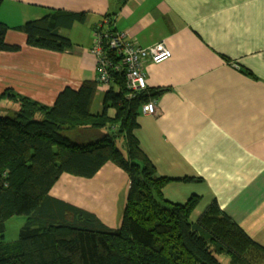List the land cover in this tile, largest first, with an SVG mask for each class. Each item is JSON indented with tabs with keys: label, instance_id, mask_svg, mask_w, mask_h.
<instances>
[{
	"label": "crops",
	"instance_id": "obj_1",
	"mask_svg": "<svg viewBox=\"0 0 264 264\" xmlns=\"http://www.w3.org/2000/svg\"><path fill=\"white\" fill-rule=\"evenodd\" d=\"M50 9L87 13L85 23L62 30L72 50L29 46L14 28ZM106 14L136 45L163 42L172 52L145 66L148 87L161 93L157 112L139 118L140 142L160 174L200 175L203 182H172L165 194L176 201L202 194L207 203L215 197L264 245V0H0V20L10 27L5 40L20 46L0 52V94L11 89L53 105L65 87L95 80L92 31ZM105 90L100 85L95 111ZM125 177L107 163L92 178L63 174L51 194L117 227L125 205L113 206L111 197L129 184Z\"/></svg>",
	"mask_w": 264,
	"mask_h": 264
},
{
	"label": "trees",
	"instance_id": "obj_2",
	"mask_svg": "<svg viewBox=\"0 0 264 264\" xmlns=\"http://www.w3.org/2000/svg\"><path fill=\"white\" fill-rule=\"evenodd\" d=\"M86 18V12L50 9L14 28L27 35L29 46L66 52L75 43L62 30ZM106 19L105 29L114 31L111 14H106L93 35ZM9 29L0 20V52L20 49L6 42ZM111 55L120 60L115 52ZM100 85L97 72L95 80L78 89L65 87L53 105L11 89L0 94V103L18 105L14 116L0 113V264H264V245L215 197L203 209L202 194L186 201L165 194L169 183L203 179L160 174L141 145L143 105L157 102L160 90L147 86L133 92L124 72L113 70L101 111H95ZM107 163L129 178L119 227L51 194L63 174L92 178ZM14 215H24L25 223L19 238L6 242V221Z\"/></svg>",
	"mask_w": 264,
	"mask_h": 264
},
{
	"label": "built area",
	"instance_id": "obj_3",
	"mask_svg": "<svg viewBox=\"0 0 264 264\" xmlns=\"http://www.w3.org/2000/svg\"><path fill=\"white\" fill-rule=\"evenodd\" d=\"M109 20H104L100 30L94 32L91 52L95 56L97 72L101 84L108 88L112 80V71H122L125 74L126 84L133 92L147 88V76L145 66L149 63L159 64L172 56L171 50L162 42L152 46H138L126 38V34L111 31L105 26ZM115 54L120 60L115 61ZM143 114H155L157 102L150 100L143 105Z\"/></svg>",
	"mask_w": 264,
	"mask_h": 264
},
{
	"label": "rangeland",
	"instance_id": "obj_4",
	"mask_svg": "<svg viewBox=\"0 0 264 264\" xmlns=\"http://www.w3.org/2000/svg\"><path fill=\"white\" fill-rule=\"evenodd\" d=\"M14 104L12 103V105H7L6 109L0 107V113L1 115H7V116H14L15 112L18 110V106L16 108H14ZM126 179L129 180L127 174H126ZM125 182V181H124ZM128 188H129V184H120V186L117 189V194L116 195H112V203L113 206L117 208L119 205H125L126 201H127V195H128ZM125 190V194H123V191ZM109 200L107 199V203H105L106 205H108ZM207 202L205 200H203L202 202V206L203 209L205 208ZM202 209H198V211H196V214L201 212ZM25 223V216L24 215H14L11 216L7 221H6V232L4 235V241L6 242H14L19 238V233H20V229L21 227L24 225ZM120 225V224H119ZM119 225L117 227H119ZM1 240V238H0Z\"/></svg>",
	"mask_w": 264,
	"mask_h": 264
},
{
	"label": "bare ground",
	"instance_id": "obj_5",
	"mask_svg": "<svg viewBox=\"0 0 264 264\" xmlns=\"http://www.w3.org/2000/svg\"><path fill=\"white\" fill-rule=\"evenodd\" d=\"M134 43V42H133Z\"/></svg>",
	"mask_w": 264,
	"mask_h": 264
}]
</instances>
